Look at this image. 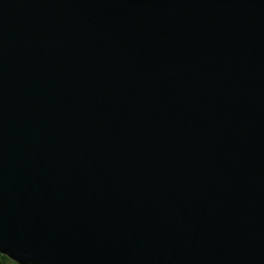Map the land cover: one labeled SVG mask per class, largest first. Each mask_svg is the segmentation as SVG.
<instances>
[{"label":"water","instance_id":"1","mask_svg":"<svg viewBox=\"0 0 264 264\" xmlns=\"http://www.w3.org/2000/svg\"><path fill=\"white\" fill-rule=\"evenodd\" d=\"M0 252L264 264V0H0Z\"/></svg>","mask_w":264,"mask_h":264},{"label":"trees","instance_id":"2","mask_svg":"<svg viewBox=\"0 0 264 264\" xmlns=\"http://www.w3.org/2000/svg\"><path fill=\"white\" fill-rule=\"evenodd\" d=\"M0 264H21L10 256L0 252Z\"/></svg>","mask_w":264,"mask_h":264}]
</instances>
